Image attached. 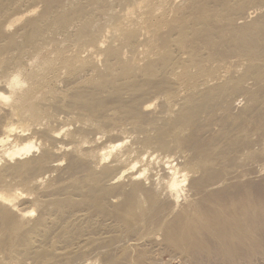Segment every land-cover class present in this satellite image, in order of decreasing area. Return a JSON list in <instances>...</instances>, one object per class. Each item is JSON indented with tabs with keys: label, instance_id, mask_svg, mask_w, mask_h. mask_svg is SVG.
Listing matches in <instances>:
<instances>
[{
	"label": "rangeland",
	"instance_id": "rangeland-1",
	"mask_svg": "<svg viewBox=\"0 0 264 264\" xmlns=\"http://www.w3.org/2000/svg\"><path fill=\"white\" fill-rule=\"evenodd\" d=\"M136 1L0 0V138H9L0 143V191L15 197L13 206L0 201L2 240L8 219L23 221L11 244H0L6 264H264V77L255 79L256 66L235 52L251 48L264 56V1L168 0L182 6L177 15L183 18L218 10L194 39L227 62L214 79L196 83L187 77L176 83L163 69L120 79L132 58L133 67L147 62L139 57L150 33L162 39L172 30L152 25L147 35L121 24L114 33L110 25L127 21ZM63 53L78 55L81 70L53 75ZM247 69L241 84L227 82ZM13 74L20 80L15 86ZM186 116L189 126L180 125L172 137L168 125ZM27 141L36 147L5 155ZM120 164L125 174L116 180ZM168 165L178 176L185 173L177 201L164 185ZM137 197L144 205L127 214Z\"/></svg>",
	"mask_w": 264,
	"mask_h": 264
},
{
	"label": "bare ground",
	"instance_id": "bare-ground-1",
	"mask_svg": "<svg viewBox=\"0 0 264 264\" xmlns=\"http://www.w3.org/2000/svg\"><path fill=\"white\" fill-rule=\"evenodd\" d=\"M264 1V0H263ZM174 2V1H173ZM195 2V1H194ZM31 3V2H30ZM132 3V2H131ZM257 4V3H256ZM25 5V4H24ZM31 5V4H30ZM132 5V4H131ZM130 5V6H131ZM193 5V4H192ZM127 7V6H126ZM120 9V8H119ZM134 9H139L141 10L142 12H140L139 14V10H138V14L141 15L139 16L137 13L136 15L138 16H135V10ZM183 9L181 5H170V3L168 2V0H139V1H136L133 6L129 9H127V12L128 13V19L127 21L124 19V17H121L123 18L125 21L124 22H120V21H116L117 22H114L113 26L110 25V27L112 28V31L116 34H120V31L123 30V28L125 27H122V25H127V29L131 30L132 28V32L133 30H135L134 28H143L144 30H146V34L148 35V28L152 27L153 26H163V25H166V26H169L170 28H172L171 30V33L168 34V36L164 37L162 36V39L160 37L157 38L156 36H151V33H150V37L144 42L143 44V47L142 49L140 50V57H146L148 60L147 62L140 66V65H134L135 67H133V61L134 59L132 58V67H129V69H127V71H125L126 69H124L123 71L125 72H121L120 74V79L124 80L125 82L128 81V80H131L133 79L134 75L136 74H141V75H147V76H154L156 73H158L157 71H161L163 69V71L166 72V75L167 73H171L175 80L174 82H180L183 78H191L194 83H196L197 81H199L201 78L202 79V82L203 81H207L211 78L214 79V77L219 73V70H221V68L224 67V63L227 62L226 60L223 61L224 58L220 57L217 53L214 54V52H212L211 50L208 49V47L210 45H206V43H200V41L198 42L197 40L194 39V36L199 32V29L201 27L202 24L206 23L208 24V19L211 17V16H216V14H212V13H216V12H210V10H206V9H203L202 12L200 14H195L193 15L192 19H188V18H183L182 16H178L177 13L179 10ZM222 9V8H221ZM34 9L31 8V10L28 11L29 12H33ZM126 13H123V14H126ZM76 14V13H75ZM122 14V15H123ZM134 14V15H133ZM179 14V13H178ZM222 14V13H221ZM181 15V14H180ZM219 15V14H218ZM217 15V16H218ZM23 15H15V16H12L8 21H6L4 27L6 29H10V27L17 21H19L21 18H22ZM186 16V15H185ZM216 16V17H217ZM73 17V16H72ZM264 17V16H263ZM77 18V17H76ZM46 19V18H45ZM119 20V18H118ZM121 20V19H120ZM191 20V21H189ZM210 20V19H209ZM64 22V21H63ZM112 22V21H111ZM110 22V23H111ZM208 22V23H207ZM109 23V22H108ZM70 24V23H69ZM122 24V25H121ZM62 25V24H61ZM100 25V24H99ZM205 25V24H204ZM68 27V26H67ZM102 27V26H101ZM165 27V26H164ZM228 27V26H227ZM90 28V27H89ZM109 28V27H108ZM107 28V29H108ZM131 28V29H130ZM155 28V27H154ZM163 28V27H162ZM168 28V27H167ZM243 28V27H242ZM202 29V27H201ZM90 30V29H89ZM110 30V29H109ZM108 30V31H109ZM126 30V29H125ZM137 30V29H136ZM135 30V31H136ZM152 30V29H151ZM156 30V29H154ZM229 30V29H228ZM65 31V30H64ZM157 31V30H156ZM203 31V30H202ZM50 32V31H49ZM91 32V31H90ZM124 32V31H123ZM144 32V31H143ZM152 32V31H151ZM155 32V31H154ZM166 32V31H165ZM222 32V31H221ZM42 33V32H41ZM89 33V32H88ZM131 33V32H130ZM134 33V32H133ZM244 33V32H243ZM242 33V34H243ZM99 34V33H98ZM145 34V33H144ZM156 34V32H155ZM167 34V33H166ZM11 35V34H10ZM40 35V33H39ZM68 35V34H67ZM83 35V34H82ZM88 35V34H86ZM90 35V34H89ZM123 35V34H122ZM132 35V34H131ZM225 35V34H224ZM91 36V35H90ZM96 36V35H95ZM106 36V35H105ZM139 36V35H138ZM222 36V35H221ZM242 36V35H241ZM240 34L237 36V37H241ZM12 37V36H11ZM84 37V36H83ZM127 37H130L129 34H127ZM126 37V38H127ZM137 37V36H136ZM52 38V37H51ZM71 38V37H70ZM93 38V37H92ZM95 38V37H94ZM125 38V39H126ZM133 38V36H132ZM197 38V37H196ZM236 38V37H235ZM234 38V39H235ZM242 38V37H241ZM244 38V36H243ZM242 38V39H243ZM245 38L247 39L246 37V34H245ZM53 39V38H52ZM46 40V39H45ZM61 40V39H60ZM85 40V39H84ZM83 40V41H84ZM90 40V38L88 39ZM133 40V39H132ZM203 40V39H202ZM201 40V41H202ZM236 40V39H235ZM239 40V39H238ZM103 41V40H102ZM114 41V40H113ZM246 40H244L245 42ZM65 42V41H64ZM80 42V41H79ZM116 42V41H115ZM261 42V41H260ZM89 43V41H88ZM92 43V42H91ZM98 43V42H97ZM111 43V42H110ZM113 43V42H112ZM236 43V42H235ZM32 44V43H31ZM57 44V43H56ZM90 44V43H89ZM88 44V45H89ZM94 44V42L92 43V45ZM99 44V43H98ZM101 44V43H100ZM136 44V42H135ZM217 44V43H216ZM38 45V43H37ZM95 45V44H94ZM105 45V43H104ZM109 45V44H108ZM117 45V43H116ZM127 45V44H126ZM125 45V46H126ZM59 46V45H58ZM68 46V45H67ZM85 46V45H84ZM91 46V44H90ZM120 46V45H119ZM137 46V45H136ZM72 47V46H71ZM75 47V46H74ZM88 47V46H87ZM93 46H91L89 49L91 50ZM102 47V46H101ZM117 47V46H116ZM115 47V48H116ZM219 47V46H218ZM56 48V47H55ZM77 48V46H76ZM83 48V47H82ZM103 48V47H102ZM134 48V47H133ZM132 48V49H133ZM1 49V48H0ZM59 49V48H57ZM80 49V48H79ZM88 49V50H89ZM114 49V48H113ZM136 49V48H135ZM211 49V48H210ZM68 51V49H65ZM71 49H69L70 51ZM104 50V48H103ZM108 50V49H106ZM23 51V50H22ZM60 51V50H59ZM63 51V50H62ZM61 51V53H62ZM66 51V52H67ZM74 51V50H73ZM76 51V50H75ZM136 51V50H135ZM25 52V51H24ZM57 52V51H56ZM72 52V51H71ZM70 52V53H71ZM78 52V50L76 51V53ZM101 52V51H100ZM107 52H110V51H107ZM113 52V51H111ZM120 51H118L119 53ZM136 52H139V51H136ZM135 52V53H136ZM237 52V55L239 58H241L243 62H246L247 64L249 65H253V66H256V68L254 69V72L252 73L253 77H255V79H263L264 77V56H260V54H255V52L253 50H251V48L248 50V51H235ZM27 53V52H26ZM75 53V52H74ZM75 53V54H76ZM82 53V52H81ZM86 53V52H84ZM117 53V54H118ZM177 53H185V55L187 56V58L185 59H182V55L179 56L180 54H177ZM80 54V53H79ZM94 54H97V53H94ZM111 54V53H110ZM115 55V52L112 53ZM111 54V55H112ZM55 55V53H54ZM53 55V56H54ZM72 55V54H71ZM100 55V54H99ZM112 55V56H114ZM129 55V54H128ZM137 55V54H136ZM52 56V54H51ZM109 56V55H107ZM119 56V55H118ZM125 56V54H124ZM228 56V55H227ZM25 57V56H24ZM31 57V56H29ZM85 57V56H84ZM95 57V56H93ZM99 57V56H98ZM96 57V58H98ZM116 57V56H115ZM135 57V56H134ZM55 58V56H54ZM80 57L78 55H73V56H69L66 55V54H59L58 55V63H56V65H54V67L52 68V73L53 75H58L60 73V71L63 70L64 71H67L69 72V70H77L78 67L84 62H82L80 59ZM83 58V57H82ZM81 58V59H82ZM95 58V59H96ZM106 58V57H105ZM111 58V57H110ZM129 58V57H128ZM143 58V59H144ZM145 58V59H146ZM84 59V58H83ZM88 59V58H87ZM125 59V58H124ZM142 59V60H143ZM226 59V58H225ZM3 60V59H2ZM1 60V61H2ZM23 60V59H22ZM27 60V59H26ZM107 60V59H106ZM105 60V62H106ZM111 60V59H109ZM117 60H118V57H117ZM205 60H211L213 62L211 63H214L213 66L211 64V67L209 68H206L203 66L202 63L205 62ZM240 60V59H239ZM56 61V60H55ZM125 61V60H124ZM109 62V61H107ZM123 62V61H121ZM128 62V61H127ZM98 63V62H97ZM111 63V62H110ZM140 63V62H139ZM209 63V62H208ZM108 65V63H105ZM135 64V63H134ZM227 64V65H226ZM225 66H228V63H226ZM257 64V65H256ZM1 65V64H0ZM110 65V64H109ZM121 65V64H120ZM204 65H207V61H206V64ZM209 65V64H208ZM86 66V65H85ZM102 66V65H101ZM106 66V65H105ZM252 66V67H253ZM84 67V66H83ZM111 67V66H110ZM115 67V66H114ZM122 67V65H121ZM124 67V66H123ZM127 67V66H126ZM14 68V67H13ZM109 68V67H108ZM230 68V67H229ZM247 68V67H246ZM80 69V67H79ZM112 69V67H111ZM109 68V70H111ZM117 69V68H116ZM175 69H180L179 70V73L178 72H175ZM226 69V68H224ZM224 69H223V72H224ZM252 69V68H251ZM6 70V69H5ZM12 70V69H11ZM81 70V69H80ZM78 70V71H80ZM108 70V69H107ZM14 71V69H13ZM227 71H229V69H227ZM250 71L249 69H247V71H245L244 73H242V75L238 78V79H227L226 77V80H228L227 82L229 83H233L234 81L236 83H239L240 84L242 83V80L244 79V77L247 75V72ZM61 72V73H62ZM226 72V70H225ZM6 73V72H5ZM177 73V74H176ZM227 73V72H226ZM110 74V73H109ZM77 75V74H75ZM117 75V74H116ZM222 75V74H221ZM111 76V75H110ZM137 76V75H136ZM162 76V75H161ZM160 76V77H161ZM249 76V75H248ZM76 78V76H73V78ZM81 77V76H80ZM80 77H78L77 79H80ZM118 77V76H117ZM218 77V76H217ZM114 78V77H113ZM136 78V77H135ZM171 78V77H170ZM200 78V79H199ZM224 78V77H223ZM247 78V76L245 77ZM85 79V81L87 83H97V78L95 77H86V78H83V80ZM105 79V78H104ZM119 79V78H118ZM219 79V78H218ZM76 80V79H75ZM116 80V78H115ZM121 80V81H122ZM166 80V79H164ZM35 81V80H34ZM74 81V80H73ZM72 81V82H73ZM80 81V80H79ZM120 81V82H121ZM244 81V80H243ZM56 82V81H55ZM75 82V81H74ZM78 82V81H77ZM124 82V83H125ZM130 82V81H129ZM161 82V81H160ZM182 82V81H181ZM201 82V81H200ZM20 83V80L18 78L17 75H14L13 74V77L11 78L10 80V84L11 85H18ZM116 83V82H115ZM122 83V82H121ZM173 83V82H172ZM199 83V82H198ZM226 83V82H225ZM130 84V83H129ZM142 84V83H141ZM203 84V83H202ZM246 84V83H245ZM75 85V84H73ZM116 86L118 85L119 86V83L118 84H115ZM201 85V84H200ZM224 85V84H223ZM137 86V85H136ZM217 86V85H216ZM219 86V85H218ZM2 87V86H1ZM13 87V86H12ZM140 87V86H139ZM212 88V86H211ZM214 88V86H213ZM212 88V90H213ZM219 88V87H218ZM225 88H228V85H226ZM142 89V88H141ZM210 89V87H209ZM221 89V88H220ZM224 89V88H223ZM229 89V88H228ZM231 89V87H230ZM169 90V88H168ZM170 90H172L173 92V89L171 88ZM208 90V89H207ZM211 90V89H210ZM209 90V91H210ZM225 90V89H224ZM151 91V90H150ZM162 91H165V90H162ZM214 91V90H213ZM252 91V90H251ZM195 92V91H194ZM198 92V91H197ZM202 92V91H201ZM225 92V91H224ZM78 93V92H77ZM85 93V92H84ZM2 94V93H1ZM10 94V93H9ZM164 94V93H163ZM193 94V92H192ZM80 95V94H79ZM88 95V93L86 94ZM223 95V94H222ZM78 96V94H77ZM83 96V94H82ZM89 96V95H88ZM204 96V95H203ZM220 96V95H219ZM92 97V96H91ZM154 97V96H153ZM212 97V96H211ZM249 97V96H248ZM94 98V97H93ZM129 98V97H128ZM90 99V98H89ZM183 100V99H182ZM207 100V99H206ZM142 101V100H141ZM210 101V100H209ZM143 102V101H142ZM249 102V101H248ZM252 102V101H251ZM62 103V102H61ZM148 105H150V103H146L145 104V107H147ZM182 105V104H181ZM215 105V104H214ZM251 105V104H250ZM130 106V105H129ZM142 106V105H141ZM34 107V106H33ZM51 107V106H50ZM189 107V106H187ZM210 107V106H209ZM133 108V107H132ZM189 109V108H188ZM184 110V109H183ZM53 111V110H52ZM185 111H187L185 109ZM196 111V110H195ZM87 113V112H86ZM138 113V112H137ZM184 113V112H183ZM85 114V113H84ZM170 114V113H169ZM185 114V113H184ZM187 114V112H186ZM64 115V114H63ZM128 115V114H127ZM130 115V114H129ZM180 115H181V112H180ZM90 115H86L85 118H89ZM187 116H190L189 114ZM186 116V117H187ZM180 117V116H178ZM182 117V116H181ZM185 116L183 115V118ZM191 117V116H190ZM208 117V116H207ZM57 118V117H56ZM71 119V118H69ZM170 119V118H169ZM181 119V118H180ZM188 119V120H187ZM179 120V119H178ZM177 120V121H178ZM194 120V119H193ZM213 120V119H212ZM68 121V120H67ZM171 121V120H170ZM188 121H190L189 117L185 118L184 120H181V123L180 122H172V125L170 126V129H169V125H168V130H169V133L172 135V137L174 136V133H176V129L177 127H179L180 125H184L186 124ZM63 123V122H62ZM155 123V122H154ZM189 123V122H188ZM187 123V124H188ZM97 124V123H96ZM100 124V123H99ZM171 124V123H170ZM186 124V125H187ZM82 125V124H81ZM141 126V125H140ZM189 126V125H188ZM187 126V127H188ZM164 127V126H163ZM183 127V126H182ZM185 127L184 125V128H187ZM12 128V127H11ZM14 129V128H13ZM12 129V130H13ZM87 128H85L86 130ZM18 130V129H17ZM78 130V129H77ZM163 130H166V129H163ZM70 131V130H69ZM158 131V130H157ZM32 132V131H31ZM46 132V130H45ZM91 132V131H90ZM164 132V131H163ZM146 134V133H145ZM164 134V133H163ZM166 132H165V135L166 136ZM35 135V134H34ZM156 135V134H155ZM168 135V134H167ZM179 135V134H178ZM177 135V136H178ZM9 136V135H8ZM176 136V135H175ZM171 137V138H172ZM7 136L5 138H0V143H2L4 141H7ZM30 138V137H29ZM9 139V138H8ZM11 139V138H10ZM171 140V139H170ZM175 141V138L173 139ZM149 141V139H148ZM163 141V140H162ZM127 142V141H126ZM144 143L143 144H146L147 143V139L145 141H143ZM151 142V141H149ZM148 142V143H149ZM24 143V142H23ZM161 143V142H160ZM163 143V142H162ZM16 144V143H15ZM35 143H33L32 141H27L25 142V144L21 145V146H18V144H16L14 146V148H11L9 151L6 150V154L8 157H13V156H16V155H21V154H24V153H28L29 151H31L32 149H34L36 146L34 145ZM55 144V143H54ZM59 145V144H58ZM161 145V144H160ZM0 146H2V144H0ZM12 146V147H13ZM41 146V145H40ZM62 147V146H61ZM113 147H115V145L112 146V150H113ZM147 147V146H146ZM164 147V146H162ZM63 148V147H62ZM37 149V148H36ZM151 149V148H150ZM3 150V149H2ZM110 150V149H109ZM1 151V150H0ZM5 151V149H4ZM123 151V150H122ZM125 151V150H124ZM169 151V150H168ZM135 152V151H134ZM140 152V151H139ZM110 152L107 153V156L109 155ZM3 154V153H2ZM112 154V153H110ZM121 154V152H120ZM124 157V156H123ZM114 158V157H113ZM183 159V158H182ZM114 160V159H113ZM116 160V159H115ZM121 160V159H120ZM192 160V159H191ZM90 162V161H89ZM116 163V162H115ZM121 163V162H120ZM123 163V162H122ZM21 165L18 167V168H15L17 169V172H21V170L25 167V164L26 162H23V163H20ZM112 164V163H111ZM124 164V163H123ZM111 166V165H110ZM122 164L119 165V167H121ZM113 167V166H112ZM124 167H121L120 168V171H118V173L115 175L114 179L116 180H120L123 175L125 174L123 170ZM113 169V168H112ZM127 169H130L131 168H127ZM167 171H168V178L167 180L165 181V187L167 188V191H169V193L172 195L171 198L173 197V199H175L177 201V199L179 198V194H180V190H182L181 186H182V183L183 181L185 180V173L179 175V176H182L181 178H179V176L177 175L178 174V168L173 166V165H168L167 166ZM116 170V169H115ZM134 171V170H133ZM130 172V171H129ZM113 174V173H112ZM111 174V175H112ZM17 175V174H16ZM90 175V174H89ZM128 175V174H127ZM130 175V174H129ZM91 176V175H90ZM140 175H138L139 177ZM88 177V176H87ZM44 178V177H43ZM135 178V177H134ZM16 179V178H15ZM107 179V178H106ZM133 179V178H132ZM137 179V178H136ZM41 180V179H40ZM52 181V180H51ZM146 181V180H145ZM90 182V181H89ZM136 183V182H135ZM133 184V187H132V190H135V191H138V184ZM51 184V183H50ZM80 185V184H79ZM146 185V184H145ZM144 190V189H143ZM8 191V190H7ZM6 191V192H7ZM120 191V190H119ZM130 191V190H129ZM184 191V190H183ZM6 192H3L2 190L0 191V201H2L3 203H7V204H10L11 206H13V201L15 199L14 195L12 194H8ZM131 192V191H130ZM43 193V192H42ZM183 193V192H182ZM121 195V194H120ZM15 196H17V194L15 193ZM138 196V195H137ZM132 201V200H131ZM130 201V203H132ZM55 202V201H54ZM145 201L139 197L135 198L133 203L130 205L129 209L127 208V210H125V212L128 214L131 210H133L132 208H140L144 205ZM74 204V203H73ZM1 205V204H0ZM145 207V206H144ZM32 210V209H31ZM186 210V209H185ZM25 211V210H24ZM28 211V210H27ZM30 211V210H29ZM33 212V211H32ZM140 212V211H139ZM138 212V213H139ZM190 214V213H189ZM193 214V213H192ZM23 215V214H22ZM33 215V214H32ZM187 217V216H186ZM144 218V217H143ZM34 220V218H33ZM22 220L21 219H17L16 218H10L8 219V224H6V228H5V231L7 232L8 236H6L5 239L0 240V244L3 246V248L5 249L7 244L10 243V241H12L19 233V229L22 225ZM51 222V221H50ZM44 225L46 226V219L44 220ZM44 226V227H45ZM62 229V228H61ZM35 229H33L34 231ZM32 231V232H33ZM131 233V232H130ZM136 233V232H135ZM124 235V234H123ZM32 237H33V233H31L30 231L25 235V241H31L32 240ZM35 238V237H34ZM166 239V238H165ZM32 243V242H31ZM11 244V243H10ZM0 245V247H2ZM14 248V247H13ZM31 248V247H30ZM3 249L1 248V251ZM16 250V249H15ZM3 253V252H2ZM47 259V258H46ZM21 260V259H20ZM41 260V259H40ZM0 264H6L5 263V260L4 258L0 257ZM13 264H19L18 261H16L15 263Z\"/></svg>",
	"mask_w": 264,
	"mask_h": 264
}]
</instances>
